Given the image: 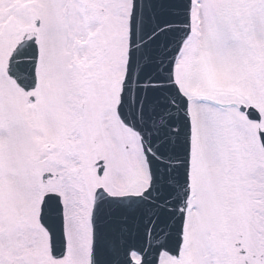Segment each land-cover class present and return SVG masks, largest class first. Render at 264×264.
<instances>
[{
    "label": "snow or ice",
    "instance_id": "obj_1",
    "mask_svg": "<svg viewBox=\"0 0 264 264\" xmlns=\"http://www.w3.org/2000/svg\"><path fill=\"white\" fill-rule=\"evenodd\" d=\"M0 264H264V0H0Z\"/></svg>",
    "mask_w": 264,
    "mask_h": 264
}]
</instances>
